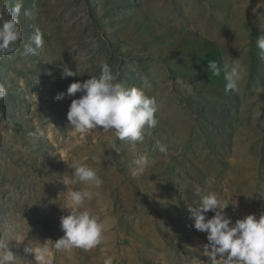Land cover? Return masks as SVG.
<instances>
[{"label":"rangeland","instance_id":"1","mask_svg":"<svg viewBox=\"0 0 264 264\" xmlns=\"http://www.w3.org/2000/svg\"><path fill=\"white\" fill-rule=\"evenodd\" d=\"M15 2V0H14ZM25 39L0 58V239L16 264H34L29 241L45 243L52 264H212L206 234L189 220L188 205L214 193L233 222L264 210V0H22ZM25 9L31 17L24 15ZM39 29L44 47L23 56ZM106 59L120 82L158 103V124L142 143L112 133L67 127L71 100L54 99L75 81L99 75ZM243 66L238 90L208 62ZM63 67L77 76L61 78ZM83 73V74H81ZM167 145V153L154 146ZM154 162L131 175L135 156ZM94 167L102 197L86 207L105 225L90 250L57 251L71 165ZM214 213L209 212L211 217ZM216 264H220L219 260Z\"/></svg>","mask_w":264,"mask_h":264},{"label":"clouds","instance_id":"2","mask_svg":"<svg viewBox=\"0 0 264 264\" xmlns=\"http://www.w3.org/2000/svg\"><path fill=\"white\" fill-rule=\"evenodd\" d=\"M22 0H0V58L17 51L24 41V31L20 24ZM24 15L31 17V11L25 9ZM44 47L39 29L23 43L22 55L36 56ZM257 47L264 53V37L257 40ZM99 75L90 74L83 82H72L65 91L58 92L54 99L61 101L73 98L67 111V127L76 133L87 134L93 129H102L112 133L107 138L110 149L118 151L116 141L130 144L142 143L145 130H151L158 124L156 113L158 103L149 96L145 88L147 81L140 87L127 86L120 82L119 72H113L106 59L98 63ZM208 69L214 75L224 73L225 91L238 90L244 68L239 63H224L222 68L215 61L208 62ZM83 74V73H81ZM77 76L76 71L63 67L61 78ZM7 90L0 84V99ZM155 150L167 153V145L157 141ZM154 161L147 155H138L131 161V175H142ZM63 183L84 185L67 191L64 206L68 214L60 217V227L64 235L55 241V249L69 252L73 249L90 250L99 245L104 236L105 225L101 218L90 211L86 204L93 198L100 199L102 193L95 191L103 183L96 168L79 161L71 165L69 175L63 177ZM200 195L198 205H188L189 220L192 227L206 234L204 245L212 264H264V210L259 215L250 213L233 222L214 193ZM214 214L209 217L208 213ZM25 251L34 255V264H52V253L45 243L33 244L29 241ZM0 264H16V256L9 249L8 241L0 239Z\"/></svg>","mask_w":264,"mask_h":264}]
</instances>
